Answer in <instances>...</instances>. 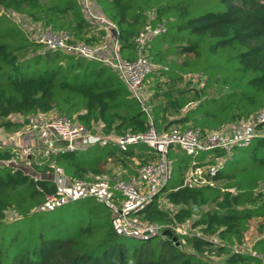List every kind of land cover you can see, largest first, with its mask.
I'll return each instance as SVG.
<instances>
[{
	"label": "trees",
	"instance_id": "obj_1",
	"mask_svg": "<svg viewBox=\"0 0 264 264\" xmlns=\"http://www.w3.org/2000/svg\"><path fill=\"white\" fill-rule=\"evenodd\" d=\"M91 2L114 25L122 58L135 57L133 38L146 24H164L165 30L145 46L159 65L142 81L145 108L100 59L43 49L8 12L66 31L87 45L101 43L105 29L86 19L78 0H0L2 130H16L28 116L53 111L89 129L97 125L104 135H136L150 124L157 130L174 125L205 134L248 120L264 107V0ZM147 78L152 81L144 86ZM12 114L22 120L9 119ZM254 127L248 144H232L229 151L212 147L191 155L170 146L167 180L127 217L172 228L189 219L196 206L191 227L198 232L180 234L185 245L225 264H260L264 191L257 186L264 183V124ZM206 155L221 159L205 175L209 182L185 184L187 169L202 167L199 160ZM0 158L10 154L0 153ZM153 158L141 142L121 148L108 139L58 152L53 161L70 180H96L105 175L109 160L120 165L127 179ZM30 165L37 176L0 164V264H208L157 233L119 231L96 196L62 199L56 183L45 175L51 168ZM48 196L53 204H46ZM254 230L250 249H233Z\"/></svg>",
	"mask_w": 264,
	"mask_h": 264
},
{
	"label": "built area",
	"instance_id": "obj_2",
	"mask_svg": "<svg viewBox=\"0 0 264 264\" xmlns=\"http://www.w3.org/2000/svg\"><path fill=\"white\" fill-rule=\"evenodd\" d=\"M78 1L82 6L86 19L105 29V39L101 43L87 45L74 40L66 31H57L50 27L42 28L36 41L42 43L43 49L61 50L85 58L100 59L118 75L131 95L138 100L142 108H145L141 92L142 81L147 73L159 66L148 57L145 46L150 39L165 30L164 24H146L133 38L135 57L133 59L122 58L118 52L114 25L95 10L91 0ZM27 120L26 125L29 132L38 129L47 130L53 138L51 144H46L43 147L42 156L46 160L47 166L51 168L52 179L56 183L55 176L58 175V172L62 174V171L55 166L53 156L58 152L75 149L77 147L76 141L88 135L87 128L81 123L59 114L45 118L42 121H37L32 116H28ZM248 121H251L253 125L264 124V107L255 112ZM254 132H244L238 136L226 138L222 130L203 134L192 127L181 130L172 125L166 130H157L150 124L144 132L136 135L106 134L101 138L100 143H104L109 139L123 148L128 143L141 142L151 149L154 158L140 166L136 176L127 179L119 176L111 179H96L90 182L72 179V182L76 186L87 187V191L79 195L93 194L110 211L113 220L121 219L125 227L136 230L137 224L129 219L127 214L148 202L167 180L170 174V161L168 158L170 146H177L191 155L212 147H222L229 151L232 144H248ZM54 142H57V144ZM59 144L62 145L59 146ZM25 154L28 158L30 157L29 153L26 152ZM207 182L209 181L203 175L202 167L192 166L187 169L184 177L185 184L196 185ZM53 203L52 197L48 196L46 204ZM146 232L145 230L142 231V233ZM258 258L260 264H264V256L258 254Z\"/></svg>",
	"mask_w": 264,
	"mask_h": 264
},
{
	"label": "rangeland",
	"instance_id": "obj_3",
	"mask_svg": "<svg viewBox=\"0 0 264 264\" xmlns=\"http://www.w3.org/2000/svg\"><path fill=\"white\" fill-rule=\"evenodd\" d=\"M93 5V4H92ZM94 7V6H93ZM95 8V7H94ZM96 10V8H95ZM19 23L22 24L24 29L26 30L28 36L36 40L40 31L44 26L39 25L37 22L32 21L27 16L21 13H16L12 11H8ZM27 54L31 53V47H29L27 50ZM198 77H196L195 80H193L194 83L198 84ZM152 81V78H147L144 82V86L149 84ZM143 87V86H142ZM57 114L53 111L50 112L48 117H54ZM34 119L37 121H42L43 117H40L39 115H32ZM47 117V118H48ZM9 119L11 120H22V117L17 114H12L9 116ZM27 120V119H26ZM88 135L86 137H81L76 141L77 146H85L95 140H101L103 138L104 134H101L99 131V128L97 125H93L92 129L87 128ZM226 136V138L238 136L244 132H253L255 131V127L252 124L251 121L243 120L240 122H236L231 124V126L227 127L226 129L222 130ZM31 132H29V128L27 127L26 123H22L16 130H10V131H4L0 128V153L8 152L10 154V158L8 159H1L0 158V164H9L14 167H19L23 171L31 169L32 166L30 165V161L37 167V170L42 169L44 166H46V160L42 156V149L43 146L41 144L36 145L34 142H31ZM62 145V144H61ZM59 144V146H61ZM30 154V158L27 159V156L25 153ZM133 163L132 165L137 164V160L132 159ZM199 161L200 165L203 169V175L205 176L209 172H211L216 166L220 165L221 159L212 156V155H206L205 157L201 158ZM123 170L121 169L120 165L117 164L115 161H108L106 164V173L104 176L98 179H111L116 178L119 176H122ZM34 175V173H32ZM52 172L45 173V175H48L52 178ZM56 184L58 189L63 193V198H70L75 195H79L87 191L86 186H76L72 182V180L66 178L64 175L58 172V175L55 176ZM86 182H90L93 180H85ZM257 189L264 191V183H258ZM168 207V204L164 205ZM209 206H201L200 209H205ZM176 206H169V210L176 209ZM199 208L196 206H192V216L187 219L184 223L178 224L172 228L168 227H158L156 225L149 224L141 219H133V221L137 224V229H129L125 227L123 224V221L121 219H115L114 225L118 228L119 231H123L126 233H131L135 235H142L143 230L149 231L151 233H156L161 231L163 228L170 229L174 234L178 236L180 241L182 242L183 246H185L184 241L179 237L180 234L183 233H196L198 232L196 228L191 227V221L193 218L198 214ZM7 215H10L9 213ZM247 237L244 241L241 243H237L233 245L234 250H248L250 249V244L255 238V230L252 232H247ZM214 240L220 242L215 237H212ZM213 260L218 261L221 260L217 257H211Z\"/></svg>",
	"mask_w": 264,
	"mask_h": 264
},
{
	"label": "water",
	"instance_id": "obj_4",
	"mask_svg": "<svg viewBox=\"0 0 264 264\" xmlns=\"http://www.w3.org/2000/svg\"><path fill=\"white\" fill-rule=\"evenodd\" d=\"M112 31H114V30H112ZM27 122H28V120H25V123H27ZM148 233L149 232H146V234H148ZM157 234L170 239L176 247H178L179 249H181L185 253H187V254H189V255H191L193 257H197L200 260L205 261L208 264H225L224 260H222V259L218 260V261H215L210 256H208L207 254L196 253L189 246H187V245L183 246V244L180 241V239L178 238V236L176 234H174L168 228H163L161 231L157 232Z\"/></svg>",
	"mask_w": 264,
	"mask_h": 264
},
{
	"label": "crops",
	"instance_id": "obj_5",
	"mask_svg": "<svg viewBox=\"0 0 264 264\" xmlns=\"http://www.w3.org/2000/svg\"><path fill=\"white\" fill-rule=\"evenodd\" d=\"M50 112L44 113V114H38L40 117L47 118L49 116ZM231 126V124L224 126L220 130L226 129L227 127ZM31 142H34L36 145L41 144V146H45L46 144H51V140L53 139L51 134L47 130L38 129L31 132ZM57 144V142H54ZM28 159V157H27ZM28 174L33 175L34 171L29 168V170L25 171ZM35 176H37V173H34ZM42 176V175H39Z\"/></svg>",
	"mask_w": 264,
	"mask_h": 264
}]
</instances>
